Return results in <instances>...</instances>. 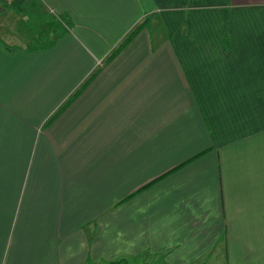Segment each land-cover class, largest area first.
<instances>
[{
	"label": "crops",
	"instance_id": "obj_1",
	"mask_svg": "<svg viewBox=\"0 0 264 264\" xmlns=\"http://www.w3.org/2000/svg\"><path fill=\"white\" fill-rule=\"evenodd\" d=\"M0 9V264H264V0Z\"/></svg>",
	"mask_w": 264,
	"mask_h": 264
},
{
	"label": "rangeland",
	"instance_id": "obj_2",
	"mask_svg": "<svg viewBox=\"0 0 264 264\" xmlns=\"http://www.w3.org/2000/svg\"><path fill=\"white\" fill-rule=\"evenodd\" d=\"M3 2H4V0H2L1 1V3H0V8H2V4H3ZM17 7H20V6H17ZM20 10H21V8H20ZM2 11V9H0V12ZM19 18H23L25 21H24V23H22L20 26H19V28L22 30V32L21 33H24V34H26L27 36H26V39H24V40H22V42L21 41H18L17 43H19V44H27V43H30L31 42V45H36V44H38L39 42L40 43H51V41L53 40V39H55V37L56 36H54V37H51L52 35H50V34H46L45 36L43 35L45 32L47 33V31H49L50 30V27H49V25L52 23V22H50V24L49 23H46L45 25H44V23L42 22V20L39 22V21H37V20H34V24H32L31 25V23L30 22H27V16H24V14H23V16L22 15H20L19 16ZM29 18V17H28ZM32 26V27H31ZM31 28V30L32 31H27L28 29H30ZM30 33V34H28V33ZM57 33V32H56ZM34 36H38V38H40V40L37 42V40H32V39H30V38H33ZM42 37V38H41ZM27 40H30L29 42H27ZM18 44V45H19ZM24 44V45H25Z\"/></svg>",
	"mask_w": 264,
	"mask_h": 264
},
{
	"label": "trees",
	"instance_id": "obj_3",
	"mask_svg": "<svg viewBox=\"0 0 264 264\" xmlns=\"http://www.w3.org/2000/svg\"><path fill=\"white\" fill-rule=\"evenodd\" d=\"M144 28V24L138 25L135 27L123 40V42L115 49V51L111 54L108 61L113 60L119 53H121L140 33V31ZM83 88V87H82ZM81 88V89H82ZM81 89L72 97L73 99L78 96L81 92ZM72 100V99H71ZM69 100V102L71 101Z\"/></svg>",
	"mask_w": 264,
	"mask_h": 264
},
{
	"label": "built area",
	"instance_id": "obj_4",
	"mask_svg": "<svg viewBox=\"0 0 264 264\" xmlns=\"http://www.w3.org/2000/svg\"><path fill=\"white\" fill-rule=\"evenodd\" d=\"M1 1H2V0H0V3H1ZM100 63H101V62H99V64H100Z\"/></svg>",
	"mask_w": 264,
	"mask_h": 264
}]
</instances>
